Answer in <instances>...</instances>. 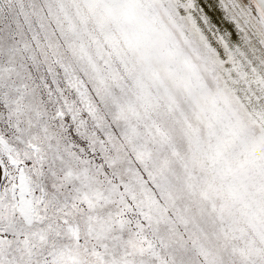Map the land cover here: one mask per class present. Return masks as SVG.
<instances>
[{
	"label": "snow or ice",
	"instance_id": "1",
	"mask_svg": "<svg viewBox=\"0 0 264 264\" xmlns=\"http://www.w3.org/2000/svg\"><path fill=\"white\" fill-rule=\"evenodd\" d=\"M0 264H264V0H0Z\"/></svg>",
	"mask_w": 264,
	"mask_h": 264
}]
</instances>
